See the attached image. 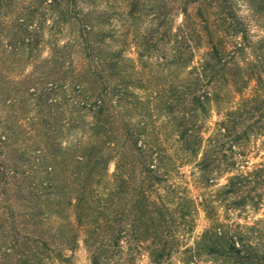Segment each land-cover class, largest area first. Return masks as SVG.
I'll list each match as a JSON object with an SVG mask.
<instances>
[{"label":"trees","instance_id":"obj_1","mask_svg":"<svg viewBox=\"0 0 264 264\" xmlns=\"http://www.w3.org/2000/svg\"><path fill=\"white\" fill-rule=\"evenodd\" d=\"M77 1L0 0V21L15 13L10 23L13 48L24 46L33 52L44 28L43 21L50 17L56 27L70 26L74 35L73 45L87 52V76L94 82L104 83L97 93L86 96L83 102L73 106L95 114V121L90 126L94 141L91 147L80 149L78 144L74 148H59V134L70 128V123L64 121L59 125L57 119L46 120L43 129L49 162L43 163L42 167H34L33 175H24L23 179L28 183L27 180L21 181L18 169L10 167L9 160L2 159L0 151V175L5 181L2 184L7 194L13 192L14 198L5 203L7 213L1 223L5 225V234H14L11 250L15 251L18 264H24L28 254L22 247L20 231L30 230L31 226L32 240L43 245L50 255L48 258L57 251L60 253L57 256L65 251L76 252L82 236L93 264H100L102 255L111 259L121 253L124 243L131 247L147 241L152 250L163 247L153 259L156 264H161L178 219L185 218L184 210L181 205L171 210L163 197L155 194L156 187L167 181V173L163 170L165 155L155 153L154 147L144 137L143 128L130 122L139 107H133L124 86H105L108 74L119 69L122 53L111 57L103 54L101 47L106 36L96 31V19L81 17L83 11ZM141 2L131 0V17L140 9ZM243 2L250 11L248 19L240 14L237 0H158L157 5L150 9L157 14L155 20L163 26L171 23L170 15L173 13L183 15L180 36L197 43L205 39L210 46L207 58L195 70L196 79L191 86L184 91L160 90L150 97L151 101L162 103L173 121L179 143L190 156L197 158L200 154L202 137L199 130L202 128L198 118L207 112L211 103L217 102L219 91L225 86L235 85L242 92L252 82L256 84L255 95L242 97L235 109L228 110L223 120L217 123L218 130L208 141L209 148L196 162L206 184L213 182L217 172L223 168L225 148L243 158L250 140L264 131V37L254 41L250 24L246 22L250 19L264 28V0ZM195 24L202 26L204 35L196 32ZM34 25L35 29H32ZM247 51L254 58L253 62L246 58ZM178 60L182 61V55ZM76 93H84L81 85ZM145 110L144 107L143 113L136 117L144 120ZM7 139L3 136L0 143L8 145ZM111 162H115L116 167L109 183L107 175ZM230 166H235V162ZM3 169V173L13 174L10 179L5 178L1 172ZM9 180L14 184L6 183ZM100 187H103V192ZM222 193L225 200L230 199L231 204L238 208L258 206L264 198V164L230 177ZM153 196L156 199L153 200ZM47 214L50 217L43 218ZM53 214L61 222L56 221L55 226L43 224L44 220L52 221ZM64 214L68 218H64ZM18 218H23L21 225ZM21 226L24 229H20ZM204 237L209 240L212 253L225 257L232 251L227 259L242 264L251 261L248 257H238L242 252L241 247L237 248L240 244L231 237L222 236L220 230L206 232ZM221 240H224L222 246L218 245Z\"/></svg>","mask_w":264,"mask_h":264},{"label":"rangeland","instance_id":"obj_2","mask_svg":"<svg viewBox=\"0 0 264 264\" xmlns=\"http://www.w3.org/2000/svg\"><path fill=\"white\" fill-rule=\"evenodd\" d=\"M130 2L78 0L77 4L83 11L81 17L96 19V31L106 36L105 44L101 47L104 53H101L110 57L122 53L119 69L108 74L105 86L123 85L133 107L141 110L145 107L144 120L136 117L143 113L137 108V114L131 113L133 120L129 121L143 128L146 133L144 137L154 147L155 153L165 155L163 170L167 173V181L156 187L155 194L157 197L161 195L171 210L180 205L184 210L185 218L178 219L161 264H242L227 259L232 251L225 257L210 251L209 240L205 239L204 234L215 230H220L222 236L231 237L240 244L237 248L241 247L242 252L238 257L251 259L243 264H264V198L258 206L238 208L231 204L230 199L225 200L222 193L230 177L250 172L264 164V131L250 140L243 158L225 148L223 168L217 172L213 182L206 184L196 168L197 160L209 148L208 141L218 130L217 123L223 120L228 110L235 109L242 97L255 95V82L242 92L235 85L225 86L219 91L217 102L211 103L207 112L198 118L202 128L199 130L202 137L200 154L197 158L190 156L179 143L173 121L164 111L162 103L151 101L150 97L160 90L184 91L191 86L196 79L195 70L207 58L210 46L205 39L197 43L180 36L183 15L177 12L170 15L171 23L168 25L163 26L156 21L154 17L157 14L150 12V9L157 5L158 0H142L140 9L132 17ZM237 4L240 14L248 19L250 11L247 4L243 0H237ZM14 14L0 21V138L1 141L3 136L8 138V145L0 143V151L2 159L9 160L10 163H7L10 167L18 169L23 181L27 180L23 179L24 175H33L38 165L42 167L43 163L49 162L45 154L47 140L43 129L46 120L57 119L59 125L64 121L70 123V128L59 134V148H74L78 144L80 149L91 147L94 141L90 126L95 121V114L73 106L83 102L86 96L97 93L104 83L94 82L87 76V52L73 45L74 35L70 26L56 27L50 17L43 21L44 28L37 38L39 43L33 46V52L24 46L13 48L11 42L14 36L10 23ZM246 22L250 24L254 41L264 37V28L253 20ZM194 28L204 35L200 24H195ZM246 53V58L253 62L250 52ZM179 55H182V61L178 60ZM60 57L63 59L60 60ZM241 67L244 68V65L241 64ZM80 85L84 93L78 95L76 90ZM233 162L235 166L231 167ZM115 167V162H111L107 175L109 183ZM12 175L11 172L6 173L5 178L10 179ZM2 182L5 183L0 175V264H18L15 251L11 250L14 234H5V225L1 223L6 218L5 203L14 199L13 192L7 194ZM6 183L13 182L9 180ZM99 190L103 192V187ZM152 199H156L155 196ZM14 208L17 209L15 205ZM54 216H51L52 221L44 220L43 224L55 226L56 221L61 222ZM49 217L47 214L43 218ZM18 220L21 225L23 218ZM20 229H24L23 226ZM32 229L31 226L30 230L20 231L22 247L28 252L24 264H93L84 237L79 238L76 252L65 251L57 256L60 254L57 251L48 258L50 255L43 245L32 240ZM147 242L131 247L124 243L121 253L111 259H105L102 255L100 264H156L153 260L155 253H161L163 247L152 250L150 242ZM222 244L224 240L218 242V245Z\"/></svg>","mask_w":264,"mask_h":264}]
</instances>
